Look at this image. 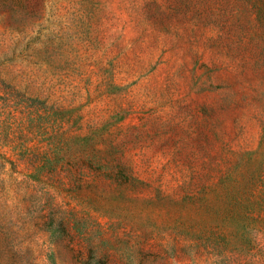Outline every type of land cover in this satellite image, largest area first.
I'll use <instances>...</instances> for the list:
<instances>
[{"label":"rangeland","instance_id":"374dc122","mask_svg":"<svg viewBox=\"0 0 264 264\" xmlns=\"http://www.w3.org/2000/svg\"><path fill=\"white\" fill-rule=\"evenodd\" d=\"M0 264H264V0H0Z\"/></svg>","mask_w":264,"mask_h":264}]
</instances>
